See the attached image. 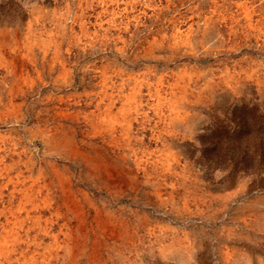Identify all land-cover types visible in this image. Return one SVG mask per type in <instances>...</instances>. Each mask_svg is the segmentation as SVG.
<instances>
[{"label": "rangeland", "instance_id": "rangeland-1", "mask_svg": "<svg viewBox=\"0 0 264 264\" xmlns=\"http://www.w3.org/2000/svg\"><path fill=\"white\" fill-rule=\"evenodd\" d=\"M0 160V264H264V0H0Z\"/></svg>", "mask_w": 264, "mask_h": 264}, {"label": "bare ground", "instance_id": "bare-ground-1", "mask_svg": "<svg viewBox=\"0 0 264 264\" xmlns=\"http://www.w3.org/2000/svg\"><path fill=\"white\" fill-rule=\"evenodd\" d=\"M252 20V19H251ZM249 25V24H248ZM259 26V25H258ZM255 28V27H254ZM251 30V29H250ZM260 31V30H259ZM54 46V45H53ZM229 46V45H228ZM208 74V73H207ZM222 75V74H221ZM39 78V77H38ZM142 79V78H141ZM237 79V78H236ZM241 79V78H240ZM239 79V80H240ZM194 80V79H193ZM139 81V80H138ZM238 81V80H237ZM210 84V83H209ZM245 84V83H244ZM113 87V86H112ZM101 100V99H100ZM124 113V112H123ZM125 117V116H124ZM143 119V118H142ZM112 137V136H111ZM176 140V139H175ZM48 147V146H47ZM76 153H78L79 151L77 150V149H75L74 150ZM83 151V150H82ZM98 151L99 150H96V152L95 153H98ZM147 151V150H146ZM63 153V152H62ZM80 153V152H79ZM99 154V153H98ZM143 154V153H142ZM144 155V154H143ZM80 156H83V158H84V160L86 159L87 160V162L88 161H90L91 159H93L92 158V156H91V154L89 155V154H87V151H84V152H82V153H80ZM99 158L101 157V153H100V155H97ZM97 157V158H98ZM136 158H137V156H136ZM111 159V158H110ZM157 160V159H156ZM5 161V160H4ZM18 161V160H17ZM94 161V160H93ZM96 161V160H95ZM111 161V160H110ZM0 162H3V160L1 161L0 160ZM28 162V161H27ZM18 163V162H17ZM53 163V162H52ZM120 163V162H119ZM15 164V163H14ZM115 165H119L118 164V162L116 161L115 163H114ZM19 165V164H18ZM96 166V165H95ZM109 166V165H108ZM120 166H122L121 165V163H120ZM11 167V166H10ZM98 167H99V169H100V167H101V165H98ZM110 167V166H109ZM6 168V167H5ZM102 169H103V171L106 173V172H108V167L106 166V165H103L102 167H101ZM59 170V169H58ZM146 170V168L144 169V171ZM3 171H5L4 169H3ZM161 171V170H160ZM53 172H54V174H56L57 175V177L59 178V180L62 182V180H63V182H62V194H63V197H64V199H66V201L68 202V203H70V205L71 206H73V208H74V211H75V213H76V215H77V217H78V219H80L81 221H83V219L85 218V210H84V207H83V203L81 202V200L82 199H79V198H77L76 197V195H75V192H73L72 191V186H71V182L67 179V178H64L63 179V176H62V174L60 173V172H58L57 173V170L54 168V170H53ZM2 173V172H1ZM4 174V173H3ZM89 174V173H88ZM102 174V173H101ZM107 174V173H106ZM8 176H9V173L7 174ZM148 175V174H147ZM19 176V175H18ZM152 176V175H151ZM10 178V179H9ZM8 179H9V181H11L12 180V177L10 176ZM98 178V177H97ZM146 178V177H145ZM71 179V178H70ZM104 179H105V177H104ZM126 179V178H125ZM32 180H34V179H32ZM4 181V180H3ZM8 180L6 181V182H9ZM25 179H24V184H25ZM16 183V182H15ZM54 183V182H53ZM127 183V182H126ZM18 184V183H17ZM33 185L32 186H30V187H27L26 189H24V198L25 199H27V200H31V201H33L34 202V200L36 199V197L37 196H39V194L41 195V193H42V187H41V185L39 184V185H37V189L35 188L36 186V181H33V183H32ZM31 185V184H30ZM44 185L45 184H43L42 186L44 187ZM35 186V187H34ZM47 187H49L48 185H47ZM124 188V187H123ZM81 189V188H80ZM21 190V189H20ZM49 190V189H48ZM74 190V189H73ZM14 191H15V189H14ZM22 191V190H21ZM80 191V190H79ZM12 192L13 191H11V195H13V194H15V193H13L12 194ZM16 192V191H15ZM50 192V191H49ZM84 198L86 197V194L84 193L83 195H82ZM79 197V196H78ZM15 198V197H14ZM198 198V197H197ZM23 199V198H22ZM88 199V198H87ZM10 200V199H9ZM142 200V199H141ZM9 202V201H8ZM5 204V203H4ZM3 204V205H4ZM9 204V203H8ZM24 206V205H23ZM9 207H11V206H9ZM33 207V206H32ZM36 207V206H35ZM34 207V208H35ZM43 207V206H42ZM31 208V207H30ZM33 208V209H34ZM6 209V208H5ZM8 209V208H7ZM6 209V210H7ZM11 209V208H10ZM20 209V208H19ZM26 209V208H25ZM21 210V209H20ZM28 210V209H27ZM37 210V209H36ZM3 211V210H2ZM4 212V211H3ZM9 212V211H8ZM15 212H16V210H15ZM20 212V211H19ZM1 213V212H0ZM31 213L29 212V211H27V216L29 217V215H30ZM52 214V213H51ZM14 215V214H13ZM22 215V214H21ZM37 215V214H36ZM0 216H2V215H0ZM5 216V215H4ZM10 216H12V215H10ZM20 216V215H19ZM26 216V217H27ZM32 217V216H31ZM35 217V216H34ZM20 218V217H19ZM31 219V218H30ZM36 219H38V218H36ZM42 219V218H41ZM5 220H9V216H7L6 217V219ZM21 220V219H20ZM29 220V219H28ZM35 220V219H34ZM48 220H49V218H48ZM24 221V220H23ZM14 222V221H13ZM18 222H19V220H18ZM22 223V222H21ZM115 223V222H114ZM23 224V223H22ZM25 225V224H24ZM34 225V224H33ZM17 226V225H16ZM15 226V227H16ZM21 226V225H20ZM19 226V227H20ZM13 227V226H12ZM22 227V226H21ZM20 227V228H21ZM28 227V226H27ZM25 228V227H24ZM11 229V228H10ZM25 229H28V228H25ZM8 230V229H7ZM26 231V230H25ZM61 232V231H60ZM19 234V233H18ZM109 234V233H108ZM46 235H48V234H46ZM16 236V235H15ZM14 236V237H15ZM36 237V236H35ZM113 237V236H112ZM82 238V237H81ZM41 242V241H40ZM16 243H18V242H16ZM0 244H4V240H3V242H0ZM58 245V244H57ZM14 249V248H13ZM5 250V249H4ZM96 252V251H95ZM60 256V255H59ZM10 260V259H9ZM1 263V262H0ZM8 263V262H7ZM20 263V262H19ZM95 263V262H94ZM54 264V263H53Z\"/></svg>", "mask_w": 264, "mask_h": 264}]
</instances>
